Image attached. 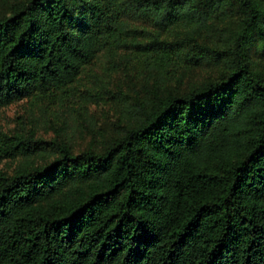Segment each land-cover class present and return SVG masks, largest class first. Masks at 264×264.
Wrapping results in <instances>:
<instances>
[{"label":"trees","instance_id":"obj_1","mask_svg":"<svg viewBox=\"0 0 264 264\" xmlns=\"http://www.w3.org/2000/svg\"><path fill=\"white\" fill-rule=\"evenodd\" d=\"M134 15L218 27L221 75L155 92L102 151L55 139L38 163L44 139L0 131V159L24 157L0 168V264H264V0H20L0 15V106L73 90L135 44Z\"/></svg>","mask_w":264,"mask_h":264},{"label":"rangeland","instance_id":"obj_2","mask_svg":"<svg viewBox=\"0 0 264 264\" xmlns=\"http://www.w3.org/2000/svg\"><path fill=\"white\" fill-rule=\"evenodd\" d=\"M20 0H0V15L10 14ZM228 6L235 8L232 2ZM240 13L228 10L214 19V26L229 34L238 25ZM131 39L135 41L109 56L102 52L81 73L74 88L55 94L28 95L0 106V131L20 132L44 139L41 153L33 159L42 163L57 149L53 140L67 141L75 152L88 147L102 151L116 140L136 118L140 105L166 89L185 91L222 73L223 63L211 59L218 27L195 37L187 24L160 27L144 16H130ZM140 45L137 46V43ZM252 52L254 66L264 72V56ZM23 156L0 159V168L12 173Z\"/></svg>","mask_w":264,"mask_h":264}]
</instances>
